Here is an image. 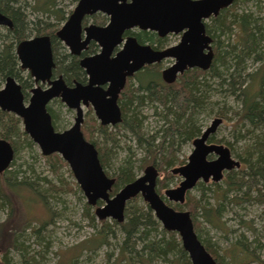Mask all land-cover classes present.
Wrapping results in <instances>:
<instances>
[{"label":"trees","instance_id":"1","mask_svg":"<svg viewBox=\"0 0 264 264\" xmlns=\"http://www.w3.org/2000/svg\"><path fill=\"white\" fill-rule=\"evenodd\" d=\"M72 1L77 2V0ZM238 2L240 0H234L230 7L221 10L206 27V33L212 37V42L216 39L210 67L207 70H187L173 85H166L161 81L160 65H152L138 72L129 80L119 96L122 122L114 128L123 131L119 138H134L137 147L142 149L144 158L141 159V168L145 165L156 167L162 176L157 181V191L161 194L176 177L170 174L169 170L185 163V160H179L176 154L182 145L200 135L202 129L197 125L196 119L209 109L212 94L225 92L227 96L239 101L240 109L236 115L251 128L248 129L246 136H250L253 140L252 144L244 149V157H237L243 163L244 169H234L238 171L225 173L222 180L224 188L213 182H210L209 186L198 182L194 189L200 192L199 198L188 192L183 204L166 203L175 210H186L189 213L198 239L216 264H264V259L258 255L261 248L258 241H255L256 246L251 248L243 237L238 239L228 251V261L225 262L224 257H219L199 233L201 225L199 218L212 227L222 229L218 222L223 214L225 202L239 204L242 200L249 199L253 192L257 194L254 199L258 201L260 196H264V131L261 130H264V21L247 12L238 15L234 12ZM60 4L59 0H0V12L9 17L13 24L10 30L0 28V88L8 77L22 82V86L26 85L27 81L23 80L24 74L19 68L15 55L16 45L31 34L35 36L48 34L54 40V32L58 24L66 19ZM233 26L239 28L240 36L239 41L232 44L229 42L228 34H231ZM226 33L228 36L226 42H222L219 46L217 39ZM137 38L163 46V40L156 39L155 34L150 32H141ZM55 56L56 59H61L58 49L55 50ZM248 59L261 62L262 67L253 73H246L244 62ZM57 69L67 81L71 78L80 80L83 77L74 58L66 62L60 61ZM26 79L29 77L27 76ZM146 106L153 110L158 122V128L150 135L142 131L141 108ZM48 111L55 121L57 115L54 110L48 106ZM107 130L108 127L93 125L89 133L84 132V137L95 145L100 165L108 176L105 171L107 154L110 147L116 146L119 138H116V133H107ZM255 130L260 132L254 135ZM0 138L8 141L14 149V158L8 169L0 173V206H8L11 215V210L16 209L19 195L23 193L30 198H37L46 205L44 198L48 189L56 192L62 187L53 186L46 178H43L46 184L44 187V184L36 187L34 181H31L33 176H30L34 174L33 168L22 164L16 165L15 157L17 158L21 151H31L36 154L33 150L34 144L23 132L20 119L1 110ZM209 140L217 144L222 142L213 137ZM109 144L111 146H108ZM36 156L43 158L55 179L61 181L59 166H66V163L57 154L47 157L38 154ZM133 164V160L129 157L120 162L114 170L112 178L115 182L110 196L137 177ZM211 186L214 187L212 194L216 204L206 206L207 201L203 203V197L207 191H210ZM100 204L95 207L84 205L85 215L92 224L95 221V209ZM7 221L0 224L2 262L11 264L10 259H7L9 250H15L24 262L28 257L23 252L24 248L19 243L18 235L14 233L15 231L6 234V230L3 229ZM100 223V229L90 240L93 243L86 246L85 244L90 242L86 241L80 246L85 245L86 248L103 246L107 244L106 239L112 232V226L118 228L123 236L121 252L113 263L108 262V257V264H134L133 261L137 264H153L156 260H163L169 264H191L177 234L163 229L151 209L139 196L126 204L122 223L108 224L105 220ZM37 231L38 229L35 230Z\"/></svg>","mask_w":264,"mask_h":264},{"label":"water","instance_id":"2","mask_svg":"<svg viewBox=\"0 0 264 264\" xmlns=\"http://www.w3.org/2000/svg\"><path fill=\"white\" fill-rule=\"evenodd\" d=\"M233 2L234 0H79L56 37L77 55L86 48L89 41L99 46L98 54L80 61V66L89 77L87 85L76 84L74 88H67L61 79L50 81L54 67L50 39L48 36H36L20 41L15 53L20 67L29 71L35 83H48L50 87L33 88L27 104L24 103L20 85L13 78L8 77L0 89V110L21 120L24 133L41 155L57 154L61 157L89 206L95 207L98 202L101 203L95 209L97 220L111 219L122 223L126 204L140 196L161 227L177 234L191 264L216 262L198 239L189 213L173 209L164 198L171 203L183 204L186 193L193 190L198 182L217 183L225 172L240 168V162L233 159L228 147L208 143L209 137L221 124V119L215 118L192 141L193 149L186 164L171 171L181 178L180 183L175 188L165 190L163 198L156 192L157 173L152 167L145 168L141 176L110 196L115 181L105 174L96 148L82 134L81 104L91 105L101 125L115 126L121 122L117 100L126 78L142 67L164 59H173L174 63L161 73L167 84L173 83L177 74L187 69L207 70L214 55L212 39L206 35L203 22L211 16L216 17ZM97 12L109 18L108 24L104 27L90 25L85 28V38L80 42L82 19ZM1 27L10 30L13 24L9 17L0 12ZM131 28L154 32L160 38L168 34L182 33V36L179 44L162 51L138 45L135 38L130 37L123 49L111 58L114 48L122 41V33ZM55 98L76 111L74 123L62 132L54 130L46 110V105ZM13 158L12 145L0 138V173L8 169Z\"/></svg>","mask_w":264,"mask_h":264},{"label":"rangeland","instance_id":"3","mask_svg":"<svg viewBox=\"0 0 264 264\" xmlns=\"http://www.w3.org/2000/svg\"><path fill=\"white\" fill-rule=\"evenodd\" d=\"M59 1L61 3L60 7L63 8L65 13V17L68 16L75 6L74 2L72 0ZM234 12L238 15L247 12L264 21V0H240ZM105 22L106 19L101 14H97L92 20H88V23L91 24L103 25ZM61 23H59L58 26L61 25ZM207 23L211 24L210 20H208ZM32 35L33 34H31L30 37H32ZM226 36L227 33L221 35L220 38L217 39L219 46L222 45V42H226L228 36L229 42L232 44L237 43L240 36L239 28L233 26L231 34ZM179 38L180 34L168 36L166 45L178 43ZM214 40L216 41V39ZM215 41L211 43L213 49L216 47ZM171 63V60H167L161 64L160 70L169 66ZM260 67H262L261 62H253L251 59L244 62L246 73H253ZM222 89L224 90L225 87ZM209 101V103H211L209 109L196 119L197 125L203 130L207 128L215 118L222 119V123L217 127L215 133L212 134L211 137L215 140L222 141L218 144H224L226 147L230 145L229 149L231 150L232 157L240 161V169H244L243 163L237 157H244V149L252 144L253 140L250 136H246L248 129L251 128H249L245 122L240 121L238 115H236V113H239L240 102L234 100L231 96H227L225 92H219V94L214 92ZM50 107L57 115L55 125L58 130L69 128L73 124L74 111H69L61 102L54 101L50 104ZM83 112L84 121L81 130L83 133H89L93 125L95 126L98 124L91 112L88 111L87 113L86 109H84ZM141 114L143 115L142 131L144 134L150 135L158 128V122L153 115V110L149 106H146L141 108ZM218 114H221V116H218ZM261 130L264 131L263 129ZM259 132L260 130H255L254 135H257ZM107 133H116V138L118 139V136H121L123 131L121 129H115L114 127H108ZM226 144H228V146ZM108 146L111 145L109 144ZM33 148L36 154L41 155L36 145H34ZM192 149V143L188 142L182 145L176 157L179 160H186ZM36 154L31 151H21L17 158L15 157V163L17 166L22 164L25 165V167L31 166L33 168L34 174L32 175L28 172L27 175L30 174L31 177L33 176L31 181H34V186L40 187L44 184V187L46 184L43 178H46L52 182L53 186L62 188L56 192L55 190L48 189L44 198L46 205L41 203L37 198H30L23 193V195H19L18 200L15 198V200H17V205L14 211L11 210V215L8 206H0V224H4L5 221L9 219L3 229L6 230V234L15 231L14 233L18 235L21 247L24 248L23 252L29 260L25 258L23 262L15 250H9L7 259H10L11 264L113 263L119 257L123 240V236L120 234L118 228L112 226V232L106 239L107 244L98 247L89 246L86 248L85 245L87 246L93 243V241L90 240L96 235L97 230L100 229V221L97 220L95 216V221L92 224L88 216L85 215L84 205H87L86 199L76 184L67 164L66 166H59L61 181H58L49 170L43 158L36 156ZM129 157L134 162L133 167L135 174H137V176L142 175L145 166H147L145 165L141 168V159L144 158L142 149L137 147L134 138L130 137L123 139V137H120L117 140L116 146L110 147L107 154L105 171L108 176L112 177V175H114V170L118 167L120 162ZM210 158H213V156ZM161 178L162 176L160 179ZM180 180L179 177H174L168 188L177 187ZM209 184L210 182L206 183L205 186H209ZM216 184L221 188L225 187L223 181ZM213 189L214 187L211 186L209 192L205 191L206 194H204L203 203L207 201L206 206L216 204V199L213 198L212 194ZM163 191L161 194H163ZM190 194L196 198L200 196V192L196 189L191 190ZM255 195H257L255 192L251 193L249 199L246 198V200H242L239 204L225 202L223 214L220 222H218L222 229L212 227L204 222L203 219L199 218L201 223L199 231L201 238L207 241L219 257H224L225 262L228 261V251H230L232 244L242 237L250 244L251 248H254L256 246L255 241H258L261 245L258 255L264 259V201H262L264 200V196H260V201H258L254 199ZM91 210L93 212V208ZM105 221L108 224H113L114 222L110 219ZM37 229L38 231L35 232ZM86 241L90 242L84 246H80ZM94 243H96V240H94ZM2 259L3 257L0 251V264H3ZM133 263L137 264L134 261ZM153 264L169 263L163 260H156Z\"/></svg>","mask_w":264,"mask_h":264},{"label":"flooded vegetation","instance_id":"4","mask_svg":"<svg viewBox=\"0 0 264 264\" xmlns=\"http://www.w3.org/2000/svg\"><path fill=\"white\" fill-rule=\"evenodd\" d=\"M79 0H77V2H78ZM77 2L75 3L74 2V4H75V6H76V4H77ZM233 4V3H232ZM75 6H74V8H75ZM73 8V9H74ZM73 9L70 11V13L68 14V16H66V19L61 23V25H59L58 27H57V29H56V31L54 32V40H52V38L48 35V34H43V35H38V36H48L49 37V39H50V46H51V52H52V61H53V64H54V67L52 68V70H51V77H50V81H54V80H57V79H61L62 81H63V83H64V85L67 87V88H74L75 86H76V84H80V85H82V86H85V85H87V83H88V79H89V77H88V75H87V73H86V71H85V69L84 68H82L81 66H80V61L82 60V59H84V58H86V57H91V56H94V55H96V54H98L99 52H100V48H99V46L95 43V42H93V41H89L88 42V44L86 45V48L85 49H83L78 55L77 54H75V53H73L72 52V50L63 42V41H61L58 37H56V33L60 30V28L63 26V24L67 21V19H68V17L70 16V14L72 13V11H73ZM220 13V12H219ZM97 14H101V15H103L104 17H105V19H106V22L102 25V24H91V23H88V20H92ZM92 18V19H91ZM213 18H215L214 16H211L210 18H208L207 20H205L203 23H204V27H205V33H206V27H207V25H209L208 23H207V21L208 20H210V22L212 21V19ZM108 21H109V18L106 16V15H104V14H102V13H100V12H97V13H95V14H92V15H86V16H84V18L82 19V21H81V24H80V26H81V33H80V42L81 41H83L84 40V38H85V31H84V29L85 28H87V27H89L90 25H95V26H99V27H104V26H106L107 24H108ZM141 32H150V33H153V34H155V36H156V39H161V40H163V46H157L156 44H152V43H150V42H148V41H143L142 39H138L137 37L140 35V33ZM180 34V38H179V40H178V43H176V44H174V45H166L167 44V37L168 36H170V35H172V34H168L167 36H165V37H163V38H160V37H158L157 36V34L156 33H154V32H151V31H142V30H139V29H137V28H131V29H128V30H125L123 33H122V35H121V39H122V41H121V43L119 44V45H117L115 48H114V51L112 52V54H111V58L112 57H114L116 54H117V52H119L120 50H122L123 49V45L125 44V42H126V40L128 39V38H130V37H133V38H135V40H136V42H137V44L138 45H141V46H143V45H147V46H150L153 50H156V51H162V50H164V49H166V48H169V47H172V46H176L177 44H179V42H180V39H181V36H182V33H179ZM173 35H178V34H173ZM206 35H208L207 33H206ZM209 36V35H208ZM33 37H36L35 35H32V37H28V38H26V39H29V38H33ZM210 37V36H209ZM210 38H212V37H210ZM26 39H24V40H26ZM213 40V39H212ZM23 41V40H22ZM213 47V46H212ZM16 49V48H15ZM56 49H58V52H59V55H60V57L59 58H61V59H56V56H55V50ZM213 49V48H212ZM15 55H16V53H15ZM16 58H17V56H16ZM71 58H74L77 62H78V67H79V69L82 71V73H83V77H82V79H80V80H78V79H76V78H71L70 79V81H67L66 80V78L64 77V75L61 73V72H59L58 71V69H57V64L60 62V61H64V62H66V61H69ZM167 60H171L172 61V63L169 65V66H171L173 63H174V60L173 59H171V58H168V59H164V60H162L161 62H159V63H153V64H150V65H146V66H144V67H142L139 71H137V72H135L132 76H130V77H127L126 78V83H125V86L127 85V83L129 82V80L130 79H133L134 77H135V75L138 73V72H140V71H143L146 67H149V66H152V65H160L161 66V64H163L164 62H166ZM17 61H18V59H17ZM18 64H19V61H18ZM63 66H65V64L63 65ZM169 66H167V67H165V68H163L162 70H164V69H166V68H168ZM19 68L23 71V74H24V81L26 80L27 81V83H26V85L25 86H22V82H20V81H17L16 79H14L13 77H11V78H13L19 85H20V87H21V92H22V94H23V97H24V103L25 104H27V102H28V99H29V97H30V91L33 89V88H36V87H41L42 89H47L48 87H50V85L48 84V83H44V84H41V83H35L34 82V80H33V78L31 77V75H30V73H29V71L28 70H25V69H22L21 67H20V64H19ZM195 69V68H194ZM162 70H160V79H161V81L164 83V84H166V85H173L174 83H176L177 82V80H178V78L180 77V76H182L183 75V73L185 72V71H187V70H190V69H187V70H185L184 72H182V73H180V74H177V76H176V79H175V81L173 82V83H171V84H167V83H165L164 81H163V79H162V75H161V73H162ZM27 76L29 77V79L31 80V81H29V79H26L27 78ZM7 79V78H6ZM5 83V82H4ZM24 84V83H23ZM4 85V84H3ZM3 85H2V87H3ZM124 86V87H125ZM1 87V88H2ZM0 88V89H1ZM25 88V89H24ZM104 89L106 88V86H104L103 87ZM26 90V91H24V90ZM124 89V88H123ZM123 89L121 90V92H120V94L122 93V91H123ZM120 94H119V96H120ZM26 95V96H25ZM118 99H119V97H118ZM61 102L60 101V99L59 98H55V99H53V100H51L47 105H46V110H47V112L49 113V111H48V106H50V104L52 103V102ZM62 103V102H61ZM117 103H118V100H117ZM63 104V103H62ZM65 106V105H64ZM118 106H119V108H120V105H119V103H118ZM66 107V106H65ZM67 108V107H66ZM81 108H82V111L84 110V109H86L87 110V113H88V111L89 112H91L92 114H93V117H94V119L97 121V124L98 125H100V126H102V127H114V126H103V125H101L100 124V121L96 118V116H95V114H94V111H93V109H92V107H91V105L89 104L88 106H85V105H83V104H81ZM69 111L71 110V109H69V108H67ZM71 111H74V113H75V115H74V119H75V116H76V111L75 110H71ZM120 111H121V108H120ZM8 113V112H7ZM49 115H50V113H49ZM15 116V115H14ZM16 117V116H15ZM50 117H51V115H50ZM74 119H73V123H74ZM21 121V120H20ZM83 121H84V112H83ZM51 122H52V126H53V128H54V130L55 131H57V132H62V131H64V130H66V129H68V128H66V129H63V130H58L57 128H56V125H55V121H54V119H52V117H51ZM121 122H122V111H121ZM120 122V123H121ZM120 123H118L117 125H119ZM221 123H222V119H221ZM83 124V123H82ZM72 126V125H71ZM70 126V127H71ZM116 126V125H115ZM21 127H22V124H21ZM81 128H82V125H81ZM22 130H23V128H22ZM203 130H205V129H203ZM203 130L201 131V133L203 132ZM82 131V130H81ZM24 132V131H23ZM201 133H200V135H201ZM82 134H83V136H84V133L82 132ZM200 135H198V136H196L195 138H197V137H199ZM211 137V136H210ZM210 137H209V139H210ZM85 138V137H84ZM194 138V139H195ZM86 139V138H85ZM193 139V140H194ZM208 139V143H211L210 142V140ZM87 140V139H86ZM192 140V141H193ZM88 142H90V143H92L91 141H89V140H87ZM192 141H190L191 143H192ZM188 143V142H187ZM93 144V143H92ZM186 144V143H185ZM215 144H217V143H215ZM94 145V144H93ZM222 145H224V144H222ZM225 146V145H224ZM94 147H95V145H94ZM193 147V146H192ZM96 148V147H95ZM229 148V147H228ZM97 150V149H96ZM181 150V149H180ZM230 150V149H229ZM98 152V151H97ZM191 153V152H190ZM230 153H231V150H230ZM41 154V153H40ZM190 155V154H189ZM188 155V156H189ZM232 155V154H231ZM41 156H43V155H41ZM50 156V155H49ZM59 156V155H58ZM43 157H47V156H43ZM60 157V156H59ZM61 158V157H60ZM188 158V157H187ZM187 158H186V160H185V163L184 164H182V165H185L186 164V162H187ZM99 159V158H98ZM234 159V158H233ZM236 160V159H235ZM63 161V160H62ZM182 165H177V166H175V167H173L172 169H170L169 170V172H170V174H172L171 173V171L173 170V169H175V168H177V167H180V166H182ZM240 165H241V163H240ZM147 167H152V168H154V170L156 171V173H157V177H156V192L158 193V191H157V181H158V179H160V174H159V172H158V170L156 169V167H154L153 165H148V166H146L145 168H147ZM144 168V169H145ZM104 170V169H103ZM225 173H227V172H225ZM225 173H224V175H225ZM106 174V173H105ZM173 176H176V177H179L178 175H175V174H172ZM224 175H223V178H224ZM141 176V175H140ZM109 177V176H108ZM137 177H139V176H137ZM136 177V178H137ZM110 178H112V177H110ZM135 178V179H136ZM180 178V177H179ZM223 178L221 179V181L223 180ZM114 179V178H113ZM134 179V180H135ZM181 179V178H180ZM115 181V180H114ZM181 181V180H180ZM180 181H179V183H180ZM221 181H219V182H221ZM219 182H217V183H219ZM178 183V184H179ZM209 183V182H208ZM206 184V183H205ZM196 186V185H195ZM195 188V187H194ZM193 188V189H194ZM167 189H170V188H166V189H164V191L165 190H167ZM164 191H163V194H164ZM188 193V192H187ZM186 193V194H187ZM159 194V196L160 197H162L163 198V194H160V193H158ZM140 197V196H139ZM186 197V196H185ZM141 198V197H140ZM164 200H165V202H168L165 198H164ZM98 203H100V202H98ZM146 204V203H145ZM173 204H175V203H173Z\"/></svg>","mask_w":264,"mask_h":264},{"label":"bare ground","instance_id":"5","mask_svg":"<svg viewBox=\"0 0 264 264\" xmlns=\"http://www.w3.org/2000/svg\"><path fill=\"white\" fill-rule=\"evenodd\" d=\"M212 43V42H211ZM152 211V210H151ZM154 215V214H153ZM107 220V219H106ZM111 220V219H110Z\"/></svg>","mask_w":264,"mask_h":264}]
</instances>
